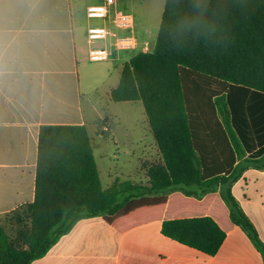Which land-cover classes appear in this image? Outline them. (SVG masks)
<instances>
[{
	"label": "trees",
	"instance_id": "1",
	"mask_svg": "<svg viewBox=\"0 0 264 264\" xmlns=\"http://www.w3.org/2000/svg\"><path fill=\"white\" fill-rule=\"evenodd\" d=\"M213 29L179 40L187 0H166L152 52L123 64L110 99L142 102L161 160L147 184L104 187L86 126H42L33 203L0 223V264H33L75 225L100 217L119 234L162 222V234L215 256L240 227L264 261V243L233 194L250 168L264 170V0H212ZM107 123V122H106Z\"/></svg>",
	"mask_w": 264,
	"mask_h": 264
},
{
	"label": "crops",
	"instance_id": "2",
	"mask_svg": "<svg viewBox=\"0 0 264 264\" xmlns=\"http://www.w3.org/2000/svg\"><path fill=\"white\" fill-rule=\"evenodd\" d=\"M129 1L114 0V14L134 17L130 28H118L87 15L88 7L103 5L106 0H0V221L34 202L40 128L87 127L79 75V61L86 59L87 49L85 52L84 43L79 46L78 27L109 26L116 36H134V49L115 51L114 58L104 61L114 69L145 52L146 42L157 40L166 0L147 4ZM96 41L103 48H110L114 39ZM233 194L264 243V170L248 169L234 185ZM33 264L264 261L238 226L227 234L219 252L211 257L165 237L162 222L119 234L96 217L79 221L45 257Z\"/></svg>",
	"mask_w": 264,
	"mask_h": 264
},
{
	"label": "rangeland",
	"instance_id": "3",
	"mask_svg": "<svg viewBox=\"0 0 264 264\" xmlns=\"http://www.w3.org/2000/svg\"><path fill=\"white\" fill-rule=\"evenodd\" d=\"M143 1L131 0L128 3L156 2ZM87 30L88 27L83 29L78 27L79 46L81 48L84 43L85 52L87 49L86 59L79 61V75L83 110L102 183L104 187H109L117 180L147 184L143 168L145 165L159 162L161 156L150 130L143 103L140 101L116 103L110 99L111 90L120 80L122 67L118 64L114 69L103 60L90 59V51L103 47L99 41H89ZM155 44L156 40L150 41L149 52L154 50ZM0 223L12 238L16 237L19 226L15 214L5 216Z\"/></svg>",
	"mask_w": 264,
	"mask_h": 264
},
{
	"label": "built area",
	"instance_id": "4",
	"mask_svg": "<svg viewBox=\"0 0 264 264\" xmlns=\"http://www.w3.org/2000/svg\"><path fill=\"white\" fill-rule=\"evenodd\" d=\"M114 0H106L103 5L90 6L87 9V15L89 18L103 19L108 21L109 24H113L118 28H130L133 25L134 17L132 15L114 14L112 12V5ZM89 40H107L109 38L114 39L110 48H103L98 50H92L89 53L91 60H109L114 58L115 51L131 50L136 46V40L132 37H119L116 36L109 26L91 27L88 29ZM150 43L144 44L145 52H149Z\"/></svg>",
	"mask_w": 264,
	"mask_h": 264
},
{
	"label": "clouds",
	"instance_id": "5",
	"mask_svg": "<svg viewBox=\"0 0 264 264\" xmlns=\"http://www.w3.org/2000/svg\"><path fill=\"white\" fill-rule=\"evenodd\" d=\"M181 0H177L180 7ZM188 11L174 21L173 32L177 39L183 40L191 33H208L213 29L216 8L212 0H187Z\"/></svg>",
	"mask_w": 264,
	"mask_h": 264
}]
</instances>
